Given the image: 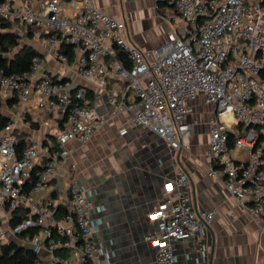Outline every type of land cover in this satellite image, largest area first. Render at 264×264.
I'll return each instance as SVG.
<instances>
[{"label": "built area", "instance_id": "1", "mask_svg": "<svg viewBox=\"0 0 264 264\" xmlns=\"http://www.w3.org/2000/svg\"><path fill=\"white\" fill-rule=\"evenodd\" d=\"M34 1L0 0V21L39 27L43 34L37 35L42 53L27 70L6 74L0 69V101L15 99L20 117L31 105L57 112L66 125L52 140L29 141L20 152L15 122L0 130V205L10 215H23L18 226L0 229V242L38 229L29 245L38 256L48 253L49 264H110L109 253L91 238L88 213L94 205L78 185L75 165L68 169L65 200L38 196L50 189L71 155L70 142L86 144L124 112H131L134 127L152 133L169 151L189 153L191 117L196 108L210 107L207 176L222 182L243 213L264 222V0H153L156 10L165 4L171 19L183 23L155 49L125 40L118 20L93 0L70 2L68 13L64 0ZM116 50L124 61L114 60ZM43 54L81 79H95L98 95L91 99L84 86L69 91L68 81L42 73ZM118 82L120 91L108 88ZM103 95L114 108L110 117L97 111ZM60 205L67 213L56 218ZM214 216V211L193 209L189 176L177 174L164 186L153 214L160 221L158 234L148 238L156 248L154 264H175L172 243L203 236ZM65 249L70 260L55 255Z\"/></svg>", "mask_w": 264, "mask_h": 264}, {"label": "crops", "instance_id": "2", "mask_svg": "<svg viewBox=\"0 0 264 264\" xmlns=\"http://www.w3.org/2000/svg\"><path fill=\"white\" fill-rule=\"evenodd\" d=\"M76 1L78 0H64L62 3L63 12L68 13L70 2ZM34 2L33 0L32 3ZM93 2L101 12L118 20L125 40L131 41L142 49L160 47L166 41L168 32L180 31L183 28V23L179 19H171L172 11L168 9L167 5L159 4L156 10L153 0H93ZM16 30L19 31L17 27H14L13 31ZM33 40L39 41V38L34 37ZM45 59L42 73H49L54 77L61 74L63 80L68 81L71 85L74 83L75 87H86L89 89L91 99L98 95L95 79H81L72 68L60 65L47 55ZM110 87L120 91L123 85L118 82L116 85L110 84L108 88ZM106 105L103 95L100 99L101 112L99 115L110 117L111 112L109 113ZM19 109L17 103L16 109L5 110L4 114L15 122V131L25 135L26 143L29 141L42 143L45 140L53 139L66 125L65 118L59 114L54 116L53 113H44V116H39L40 110L35 105H31L28 113L21 117L18 116ZM197 109L199 108H196L191 122L197 127L200 125L199 121L206 129L204 144V154L206 155L209 134L205 124L206 120L200 121ZM130 119L131 112L118 114L95 132L86 144L70 142L68 147L72 150L71 155L52 179L50 189L43 193L41 198L48 197L58 202L67 198L64 192L65 176L72 164L76 166V179L83 186H88V183L90 186H100L101 184L102 195L107 194L108 188L112 187L111 196L118 195L117 188L127 187L129 180L136 177L132 176V173L137 171L136 173L145 177V180L151 179L150 183L155 189L145 209L150 216V221L146 222L145 235L147 238H152L159 232L160 221L154 219L153 214L163 198L164 186L177 174L185 172L190 180L192 207L194 205L197 211H214L215 213L208 226L213 235V250L210 243L206 246V252L212 253V264H264V222L254 220L248 214L243 213L236 201L227 194L222 182L212 180L207 176V160H202L199 156L198 158L188 157L189 153L184 156L183 151L179 152L176 159L175 155L170 154L171 151L166 145L160 146L153 134L142 128L134 127ZM123 129L126 130V133L121 135L120 131ZM199 132H203V129L195 128L190 138L196 137ZM152 178L155 180L153 181ZM112 202L105 197L94 200L93 211L88 214L94 226L93 236L98 244L106 250L109 241L107 243L101 241V238H105L101 231L103 228L109 229L108 219L113 215L110 208ZM231 215L235 216L234 220L231 219ZM0 216L5 218L1 224L7 230L11 215L1 205ZM205 232L208 233V230ZM202 240L203 236H196L190 240L174 242L172 247L178 258L175 264H186L188 256L194 254L196 246ZM150 242L146 249V259L148 264H154V250ZM23 244L25 246L24 242ZM27 248L31 249L30 245Z\"/></svg>", "mask_w": 264, "mask_h": 264}, {"label": "water", "instance_id": "3", "mask_svg": "<svg viewBox=\"0 0 264 264\" xmlns=\"http://www.w3.org/2000/svg\"><path fill=\"white\" fill-rule=\"evenodd\" d=\"M73 91V90H72ZM172 156L178 158L179 152L171 151ZM132 173L127 187H119L116 190L118 195L111 196L112 187L108 188V193L102 195L101 184L96 186H85L89 197L100 200L105 197L112 200V218L108 219L109 229H102V236L109 241L111 247L106 250L109 253L110 264H148L146 259V249L149 240L146 237V222L150 221V216L146 209V204L153 196V189L150 180H145L141 174ZM154 181L155 178H152ZM100 187V188H99ZM193 209L197 211L193 205ZM138 221V222H137ZM134 222L139 223L136 225ZM206 226L203 240L196 246L194 254L188 256L186 264H212V253L206 252V246L211 244L213 250V235ZM111 241V242H110ZM211 250V251H212ZM113 260V261H112Z\"/></svg>", "mask_w": 264, "mask_h": 264}, {"label": "trees", "instance_id": "4", "mask_svg": "<svg viewBox=\"0 0 264 264\" xmlns=\"http://www.w3.org/2000/svg\"><path fill=\"white\" fill-rule=\"evenodd\" d=\"M14 27L17 26L11 21H0V69L6 74L20 73L27 70L30 66L31 59L39 54L33 46L26 43L22 44V36H24L26 40L34 39V37L39 38V36H37L38 34L43 36L39 27L22 26L24 28L23 30H19L20 32L18 30L13 31ZM64 53L70 58L68 49H66ZM114 60L124 61L125 56L121 51L116 50ZM14 105H17L15 99H10L5 103L0 101V130L11 123V119L4 114V111L12 110ZM14 136L16 138V150L20 152L27 144L24 138L25 135L14 131ZM50 140H52V138ZM65 213H67V208L64 205H60L56 210L55 217L59 218ZM22 217V213H12L9 226H18ZM37 233L38 229H30L19 234L17 237L20 236L22 238L19 237L20 240L24 242V237L29 236L31 238ZM0 264H39V261L38 255H36L32 249L25 247L24 244H19L15 239H10L8 242H0Z\"/></svg>", "mask_w": 264, "mask_h": 264}, {"label": "rangeland", "instance_id": "5", "mask_svg": "<svg viewBox=\"0 0 264 264\" xmlns=\"http://www.w3.org/2000/svg\"><path fill=\"white\" fill-rule=\"evenodd\" d=\"M17 26V25H16ZM22 26H17V28L19 29V30H23V28L24 27H22ZM21 28V29H20ZM23 38H25V37H23ZM22 42V44H24V43H26V44H28V45H32L38 52H40L41 51V48H40V43H39V41L38 40H28V41H26V40H23V41H21ZM69 64H71V63H69ZM63 66H65V65H63ZM72 75V74H71ZM70 75V76H71ZM56 80L57 81H60V80H63V77H62V75L61 74H58L57 76H56ZM75 84L74 83H72V85H71V83H70V85H69V90H73V89H75L76 87L74 86ZM104 101L105 102H107V99H106V97L104 96ZM107 105V109H108V111H109V113L110 112H112L113 111V106H111V105H109L108 103H106ZM14 109H16V105H14L13 106V108H12V110H14ZM39 110V109H38ZM98 112H99V114H100V108L97 110ZM40 112V114H39V116H41V115H43L44 116V111H42V110H40L39 111ZM197 114H199V117H200V121H205V120H207L210 116H211V114H212V110H211V108L210 107H204V108H199V109H197ZM53 115L54 116H57L58 115V113L57 112H54L53 113ZM102 116V115H101ZM107 115H103V117H106ZM198 120H199V118H198ZM190 120L187 118V121L186 122H189ZM35 122H36V120H35ZM198 124H200L199 126H195V128L196 129H198V127H201V129H203V132H199V134L196 136V137H191L190 138V140H189V142H190V151H189V154H188V157H196V158H198V156H199V158L200 159H206L207 160V155H205L204 154V144H205V139H206V129H205V127L203 126V124L202 123H200L199 121H198ZM152 134V133H151ZM156 138V141L160 144V146H164L165 144L162 142V140H160L159 138H157V137H155ZM183 155L185 156V155H187V153H185V152H183ZM190 155V156H189ZM70 175H71V172L70 173H68L67 174V176H65V181H67V180H69V178H70ZM77 182H78V185H82V183L80 182V181H78L77 180ZM61 187H62V181H61ZM88 185V187H90V185H89V183L87 184ZM83 186V185H82ZM85 187V186H84ZM86 188V187H85ZM42 195H43V193H41L38 197L41 199V197H42ZM86 199L88 200V201H90V202H92L93 203V201H94V199L93 198H91V197H86ZM93 210H91V211H89V213L88 214H90L91 212H92ZM5 220V218L4 217H2V216H0V229H2V230H4V231H6L5 229H6V227H4L3 226V224H1L2 222L1 221H4ZM10 227V226H9ZM38 233H39V231H38ZM8 234V232L6 233V235ZM20 237V236H19ZM19 237H16L15 238V240L16 241H18V242H20V238ZM40 237H41V234H40ZM12 237L11 236H7L6 237V239L4 240V241H2L1 243H3V242H8L10 239H11ZM91 238H92V240H93V242L98 246L99 244H98V242L96 241V239L94 238V236H93V234L91 235ZM194 237H192V238H187L186 240H190V239H193ZM22 239V238H21ZM24 239V242H25V246H27V247H29V241H30V237L29 236H26V237H24L23 238ZM101 241L102 242H108L107 241V239H103V238H101ZM151 243V242H150ZM200 243V242H199ZM175 243H172V246L174 245ZM153 247V250H154V256H155V252H156V248L154 247V246H152ZM107 248L108 249H110L111 247L108 245V243H107ZM107 249V250H108ZM172 249H173V254L176 256V252H175V250H174V248L172 247ZM69 250L68 249H65L64 251H58V252H56L55 253V255L56 256H58V257H60V256H62V257H67L69 260L71 259L70 258V256H69ZM176 259L178 260V258L176 257ZM154 260V259H153ZM38 261H39V264H41V263H43V264H49V260H48V253H43L42 255H40V256H38ZM113 261V260H112Z\"/></svg>", "mask_w": 264, "mask_h": 264}]
</instances>
